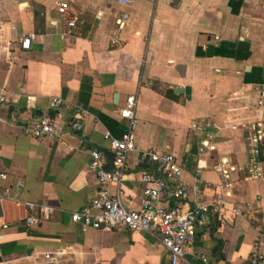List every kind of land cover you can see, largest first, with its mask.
I'll list each match as a JSON object with an SVG mask.
<instances>
[{
  "label": "crops",
  "instance_id": "obj_1",
  "mask_svg": "<svg viewBox=\"0 0 264 264\" xmlns=\"http://www.w3.org/2000/svg\"><path fill=\"white\" fill-rule=\"evenodd\" d=\"M58 1L0 0V264H169L153 234L82 231L69 220L97 189L82 149H108L104 132L121 136L127 95L135 97L136 149L108 191L118 187L124 207H139L140 171L156 175L139 158L149 148L173 154L182 168L179 178H162V206L177 203L170 193L178 183L187 186L186 204L210 203L221 193L220 170L233 167L225 209L203 215L179 264H201L200 253L212 264H248L255 242L264 255V177L243 170L246 137L264 120V0H64L73 26ZM53 96L63 99L57 110L48 107ZM77 106L80 131L35 138L22 130L45 113L68 120ZM25 201L49 206V217L26 227L23 218L38 212ZM53 252L56 261L43 256Z\"/></svg>",
  "mask_w": 264,
  "mask_h": 264
},
{
  "label": "built area",
  "instance_id": "obj_2",
  "mask_svg": "<svg viewBox=\"0 0 264 264\" xmlns=\"http://www.w3.org/2000/svg\"><path fill=\"white\" fill-rule=\"evenodd\" d=\"M118 3L125 4L129 0H115ZM56 10L65 17V24L73 26L75 18L67 14V3L60 0L56 3ZM125 14L121 13L115 20L117 28L123 25ZM34 38L30 33L20 39V47L28 48L29 42ZM264 96V93L262 94ZM63 104V99L53 96L48 100L50 110H57ZM135 97L127 95L123 105L119 108L118 114L127 121L126 128L120 137L111 136L104 132L103 137L108 140V149L112 153L113 171L103 170L105 163L103 154L94 147L85 145L83 152L87 155L86 169L92 171L97 180V189L94 195L86 204L69 213V220L77 223L83 231L88 228H122L128 231H144L157 237L160 245L168 255L169 264H179L187 248L194 241L196 226H198L203 215L208 212H218L224 208V197L227 196L226 187L229 185L228 171L233 167L221 169L223 182L218 188L221 193L207 204L194 203L188 205L185 202L187 198V186L184 183H178L171 191L170 195L176 200L175 205L162 206L157 204L156 200L164 188L162 178H179L182 168L176 157L169 152H159L154 149L141 150L140 159H148L156 165V175L146 170H141L139 179L142 182V195L139 207L137 209L126 208L122 205L120 195L121 190L116 187L113 193L107 189V183L113 182L118 185L123 175L124 163L129 152L136 149L132 136L136 125L134 113ZM84 110L77 106L68 120L60 118L59 115H49L47 113L40 115L36 120L26 123L22 126L25 134L35 138L45 136H56L65 128L74 131H80L82 125L80 122ZM195 127V123L191 124ZM249 144V153L247 161L243 167L247 177H264V120H256L251 127V132L246 137ZM159 177H158V176ZM5 175L0 173V178ZM29 211L37 209V215L28 213L23 218V224L26 227L35 226L39 220L47 219L51 208L46 205L36 204L34 202H23ZM234 214L238 213L236 208H230ZM220 222H224L221 218ZM6 225H0V230ZM1 237V235H0ZM255 249L248 258V264H264V255L256 249V242L253 244ZM59 252L44 253L43 256L50 261H56ZM201 264H212L205 253L198 256Z\"/></svg>",
  "mask_w": 264,
  "mask_h": 264
},
{
  "label": "water",
  "instance_id": "obj_3",
  "mask_svg": "<svg viewBox=\"0 0 264 264\" xmlns=\"http://www.w3.org/2000/svg\"><path fill=\"white\" fill-rule=\"evenodd\" d=\"M93 147L100 151L103 154L105 163L103 164V170L107 172L113 171V165H112V153L109 151V149L93 145Z\"/></svg>",
  "mask_w": 264,
  "mask_h": 264
}]
</instances>
